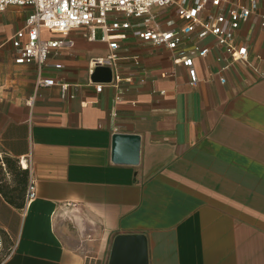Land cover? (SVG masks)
<instances>
[{"label": "crops", "instance_id": "obj_1", "mask_svg": "<svg viewBox=\"0 0 264 264\" xmlns=\"http://www.w3.org/2000/svg\"><path fill=\"white\" fill-rule=\"evenodd\" d=\"M153 11L164 29L186 24L176 6ZM31 12L0 13V44L11 52L0 85V231L7 248L17 247L6 264H113L117 239L133 236L144 237L148 264H264V0L236 33L247 62H233L212 36L185 39L180 51L195 60L196 87L178 55L133 31L119 60L93 72L91 60L110 47L85 27L42 71L16 65L9 40ZM39 79L58 85L39 88ZM116 134L141 137L138 165L114 162ZM6 159L27 172L21 198ZM138 257L130 245L116 264Z\"/></svg>", "mask_w": 264, "mask_h": 264}, {"label": "built area", "instance_id": "obj_2", "mask_svg": "<svg viewBox=\"0 0 264 264\" xmlns=\"http://www.w3.org/2000/svg\"><path fill=\"white\" fill-rule=\"evenodd\" d=\"M259 0H0V13L10 7H30L25 25L9 40L19 66L37 65L42 71L54 51L72 48L73 42L67 37L71 31L82 27L89 29V37L96 41V32L101 31V41L110 47L107 58H95L90 62L94 69L114 65L119 60L120 41L126 39L127 33L136 32L139 39L159 47H166L178 55L176 58L187 69L190 84L196 87L200 83L195 60L180 48L188 37L197 33L200 39L210 36L217 45L224 48L233 62H247L249 49L235 42L236 33L241 25L249 21L258 10ZM176 6L178 17L186 24L177 27L169 22L168 29L154 24L157 20L154 9ZM218 13H213L210 8ZM221 11V12H220ZM264 31V16H262ZM60 35L57 40H44L43 31ZM198 56L205 58L209 49L196 48ZM58 69L62 66L58 65ZM226 84V79L221 78ZM54 80H38V87H54ZM64 90L68 87L63 85ZM102 85L97 87L102 92ZM32 105V103H29ZM37 184L31 179L28 187V202L36 197ZM17 247H6L0 231V264H6L16 253Z\"/></svg>", "mask_w": 264, "mask_h": 264}, {"label": "water", "instance_id": "obj_3", "mask_svg": "<svg viewBox=\"0 0 264 264\" xmlns=\"http://www.w3.org/2000/svg\"><path fill=\"white\" fill-rule=\"evenodd\" d=\"M141 158V137L138 135L116 134L113 138V160L118 164L138 165ZM137 245L139 263L148 264L147 246L144 237H119L115 244L113 264L124 253L125 248Z\"/></svg>", "mask_w": 264, "mask_h": 264}, {"label": "rangeland", "instance_id": "obj_4", "mask_svg": "<svg viewBox=\"0 0 264 264\" xmlns=\"http://www.w3.org/2000/svg\"><path fill=\"white\" fill-rule=\"evenodd\" d=\"M10 56H11V52L8 45L6 43H1L0 44V85L4 80V76L8 74V69L6 68L5 63L7 59L10 58ZM16 178L17 180L14 182V185L15 187H20V188L19 191L15 194V196H17V198H21L23 193L25 192V187H27L28 181L24 185V183H22L21 176L18 175Z\"/></svg>", "mask_w": 264, "mask_h": 264}, {"label": "trees", "instance_id": "obj_5", "mask_svg": "<svg viewBox=\"0 0 264 264\" xmlns=\"http://www.w3.org/2000/svg\"><path fill=\"white\" fill-rule=\"evenodd\" d=\"M1 166H3L4 169H8V170H12L14 172H16L17 175L22 177V183H24V185L27 183L28 180V176H27V172L25 171H18L15 167V163L13 161H10L9 159H6L5 161L1 162ZM20 187H15L13 188L12 192L14 194H16L19 191Z\"/></svg>", "mask_w": 264, "mask_h": 264}]
</instances>
